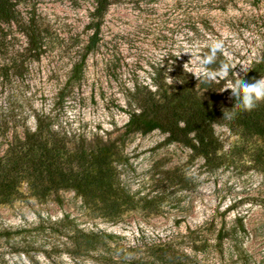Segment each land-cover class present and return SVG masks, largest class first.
<instances>
[{
	"label": "rangeland",
	"instance_id": "1",
	"mask_svg": "<svg viewBox=\"0 0 264 264\" xmlns=\"http://www.w3.org/2000/svg\"><path fill=\"white\" fill-rule=\"evenodd\" d=\"M12 1L17 18L0 21V150L38 118L66 150L52 177L23 178L0 199V264H133L159 242L186 252L183 264H264V100L243 111L225 89L262 57L264 0H114L101 21L96 0ZM218 39L225 54L209 69L237 67L198 81L190 71ZM179 78L205 115L130 116L137 96L162 101L156 81ZM168 117L190 122L183 140ZM69 177L110 188L84 193ZM77 228L115 238L83 253Z\"/></svg>",
	"mask_w": 264,
	"mask_h": 264
},
{
	"label": "trees",
	"instance_id": "2",
	"mask_svg": "<svg viewBox=\"0 0 264 264\" xmlns=\"http://www.w3.org/2000/svg\"><path fill=\"white\" fill-rule=\"evenodd\" d=\"M113 1L96 0L92 17L101 21ZM16 13L15 4L12 0H0L1 22L4 21L8 24L14 22L17 18ZM262 70H264V51L260 61L242 79L253 82L254 79L259 78ZM179 79L180 84L172 85L161 84L156 81L159 91L162 92L160 94L162 101L157 99L153 93L148 96H144V94L137 96L136 103L141 108V111H133L130 116H145L147 114H152L153 116L205 115L204 113L206 112L201 111L196 106L200 100L197 98L198 95L192 84V80L190 78ZM171 88L176 89V91L171 93ZM258 114L261 115L260 112ZM37 120L38 127L35 131L28 132L23 139L19 138L17 140L18 143H12L6 152L0 150V199L9 201L11 196L18 193L17 186L23 178L39 182L46 179L47 176L52 177L53 174H56L55 168L59 169L57 165L59 162L57 161L61 160L65 155L66 146L58 140H55L53 145L50 146L48 142L50 128L43 124L44 122L40 118ZM189 123L186 122V126L179 127L178 122L168 117L163 125L166 127L165 130L169 132L170 138L183 140ZM196 127L201 128V126ZM70 179H73L74 184L77 181V187L84 191V193L94 188H97V190L103 189L104 191H106V188H110V185L104 179L96 181L94 178L89 179L87 177L79 182L77 178L69 177L67 180ZM103 198L107 200L106 197ZM73 234L72 241H74L76 249L87 254L93 250L102 248V246L107 247L108 241L115 238V235L101 229L87 231L77 228ZM148 248L150 249L149 253L137 260H133V264H160V261L169 264H183L185 262L183 258L190 257L186 252L180 253L169 242H159L158 244L150 245Z\"/></svg>",
	"mask_w": 264,
	"mask_h": 264
},
{
	"label": "clouds",
	"instance_id": "3",
	"mask_svg": "<svg viewBox=\"0 0 264 264\" xmlns=\"http://www.w3.org/2000/svg\"><path fill=\"white\" fill-rule=\"evenodd\" d=\"M210 54L196 61V67L190 72L194 74L198 81L211 82L217 78H227L229 71H233L237 65L232 63H223L219 69L210 70L209 65L215 62L217 53L225 54V46L223 40H215L210 44ZM182 53L190 54L191 58L197 53L192 48H185ZM191 61V59H190ZM240 71L247 74L249 68L247 64H239ZM187 70V69H185ZM169 85L173 84V81L169 79L167 81ZM225 89L231 90V95L235 98V101L239 103L240 108L243 111L253 110L259 101L264 100V77L254 79L253 82H248L246 79L237 78L236 82Z\"/></svg>",
	"mask_w": 264,
	"mask_h": 264
}]
</instances>
